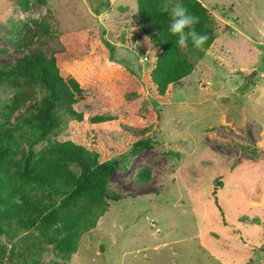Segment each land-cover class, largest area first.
<instances>
[{
	"label": "rangeland",
	"instance_id": "rangeland-1",
	"mask_svg": "<svg viewBox=\"0 0 264 264\" xmlns=\"http://www.w3.org/2000/svg\"><path fill=\"white\" fill-rule=\"evenodd\" d=\"M198 1L218 36L205 50L180 48L194 68L156 106L141 83L145 57L120 43L141 21L137 0H0V61L49 58L64 48L63 32L91 37L87 86L73 103L53 102L58 126L49 138L36 129L46 91L0 82V181L30 215L27 227L9 222L0 232V264H264V0ZM102 37L116 48L108 61ZM96 116L121 123L90 125ZM65 140L121 158L107 187L121 199L91 195L73 206V231L45 234L40 219L60 199L23 172L30 152L54 160L50 141ZM137 140L149 145L136 148ZM68 168L81 170L77 161ZM84 206L97 208L94 217L76 215Z\"/></svg>",
	"mask_w": 264,
	"mask_h": 264
},
{
	"label": "trees",
	"instance_id": "trees-1",
	"mask_svg": "<svg viewBox=\"0 0 264 264\" xmlns=\"http://www.w3.org/2000/svg\"><path fill=\"white\" fill-rule=\"evenodd\" d=\"M137 2L141 21L132 20L129 23L126 32L121 34L120 43L123 45L129 43L145 57L146 68L143 73L141 72V83L149 90L152 103L160 106L165 102L172 84L181 81L192 72L194 62L186 58L176 44L177 38L169 33L168 17L159 12L161 0H137ZM181 2L200 18V22L195 26L197 32L208 36L207 41L201 47H193L191 41L188 47L199 51L208 49L218 33L210 24L211 20L206 8L198 0H181ZM61 39L64 48L49 58L41 53L32 52L17 61H0V82L29 81L46 91L48 96L45 102L44 117L42 124L36 127L42 139H46L57 125L53 102L67 100L73 103L78 98H82L81 90L87 86L81 76L86 57L85 48L91 40L89 32L83 29L63 32ZM101 42L104 50L100 52L104 60L113 59L116 52L114 43L103 37ZM253 74L247 77L249 84H255ZM76 116L82 122L85 121V114L82 112L77 113ZM20 122L31 125V121L24 115L21 116ZM120 123L121 120L118 118L96 116L90 120L89 124L118 128ZM50 144L52 148L48 147L47 150L56 154L57 158L34 160V153L30 152L26 161V169L23 172L27 179L54 192L60 199L58 204L51 207L40 219V222L44 223L45 228H42V231L45 234L48 232L47 228L53 227L54 231L59 233L73 231L76 225L74 224L76 217L73 216V206L88 200L91 195L103 196L113 201L121 199V197L107 194L111 177L121 166V158H114L111 154H105L101 158L94 157L84 144H77L71 140L59 143L50 141ZM148 145V140H137L134 147L140 149ZM72 161L79 163L81 167L79 174L69 170L68 163ZM4 180L7 183L0 181V232L7 234L9 222L27 227L30 215L28 212H23L20 204L14 202L10 182L6 180V177ZM82 208L78 209L76 215L85 219L94 217L92 215L97 210L96 207L85 208L84 206ZM67 213L71 218H67ZM51 238L52 236L49 240Z\"/></svg>",
	"mask_w": 264,
	"mask_h": 264
},
{
	"label": "clouds",
	"instance_id": "clouds-1",
	"mask_svg": "<svg viewBox=\"0 0 264 264\" xmlns=\"http://www.w3.org/2000/svg\"><path fill=\"white\" fill-rule=\"evenodd\" d=\"M159 12L167 15L168 31L177 38L176 44L181 49H186L189 41L195 48L201 47L207 41V34L197 32L195 27L200 22V18L181 0H161Z\"/></svg>",
	"mask_w": 264,
	"mask_h": 264
}]
</instances>
